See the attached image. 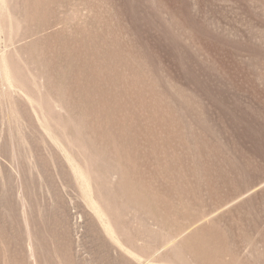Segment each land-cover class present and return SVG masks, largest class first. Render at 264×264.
Returning <instances> with one entry per match:
<instances>
[{
    "label": "rangeland",
    "instance_id": "1",
    "mask_svg": "<svg viewBox=\"0 0 264 264\" xmlns=\"http://www.w3.org/2000/svg\"><path fill=\"white\" fill-rule=\"evenodd\" d=\"M0 264H264V0H0Z\"/></svg>",
    "mask_w": 264,
    "mask_h": 264
}]
</instances>
